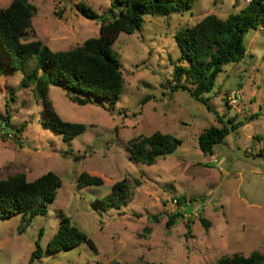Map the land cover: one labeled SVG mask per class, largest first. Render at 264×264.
<instances>
[{
	"label": "rangeland",
	"instance_id": "1",
	"mask_svg": "<svg viewBox=\"0 0 264 264\" xmlns=\"http://www.w3.org/2000/svg\"><path fill=\"white\" fill-rule=\"evenodd\" d=\"M11 1L0 0V8ZM29 1L38 12L23 42L39 40L52 51H67L98 37L102 19L112 21L122 11L115 0ZM79 2L93 8L99 18L80 15L75 9ZM248 3L195 0L183 14L146 16L140 31L120 33L112 48L122 64L125 86L114 111L105 108L107 101L105 107L98 100L78 105L70 101L69 90L50 86L48 97L61 118L86 125V131L71 141L44 125V100L35 85L23 86L24 72L2 74L0 180L23 173L34 181L52 171L62 187L47 214L36 216L25 231L21 215L0 220V264H215L223 256L264 253L262 29L246 34L245 58L225 66L207 94L228 126V119L244 121L213 155L201 151L199 135L222 124L187 92L170 89L181 56L177 32L210 14L227 18ZM33 67L29 62L28 70ZM233 92L242 94L237 105L228 103ZM148 96L151 100L143 103ZM157 131L175 136L182 145L151 166L132 160L130 140ZM83 172L102 178L103 185L78 189ZM122 180L130 186L129 203L103 210L97 200ZM182 197L183 205L175 202ZM176 213L182 216L168 228L169 217ZM63 216L93 240L97 251L84 243L69 251L46 252ZM201 217L208 221V229ZM38 241L43 257L30 263Z\"/></svg>",
	"mask_w": 264,
	"mask_h": 264
},
{
	"label": "trees",
	"instance_id": "2",
	"mask_svg": "<svg viewBox=\"0 0 264 264\" xmlns=\"http://www.w3.org/2000/svg\"><path fill=\"white\" fill-rule=\"evenodd\" d=\"M122 6L119 17L112 21L102 19L100 35L87 39L82 45L67 51H52L41 41L23 42L32 29V21L38 12L29 0H12L7 8H0V77L5 72L22 71L26 77L24 87L35 85L37 93L44 100V125L71 141L86 131L82 123L67 122L56 111L48 97L50 86L63 87L70 91L71 102L81 106L98 100L114 111L113 104L120 99L125 86L122 64L112 45L120 33L133 34L143 28L146 16H169L183 14L192 9L195 0H115ZM76 11L87 19L97 20L98 13L82 2L75 5ZM262 29L264 34V0H249L247 6L227 18L210 14L193 26L180 29L176 42L181 56L174 70V84L171 91H185L203 103L216 115L221 127L211 126L199 135V147L206 155H213L231 131L244 124L228 119L224 122L219 113L210 105L207 94L211 93L224 67L241 62L246 54L245 36L249 31ZM34 67L28 70L29 62ZM151 100L146 97L144 102ZM22 127L20 130H23ZM182 141L171 134L155 132L139 136L129 142L128 151L132 160L151 166L160 157L174 153ZM76 161L79 157H74ZM103 180L83 172L77 179V188L101 186ZM62 187L61 178L49 171L34 181H28L25 174H17L0 180V220L16 215L23 217L25 231L32 220L48 212L49 205ZM130 186L126 180L113 185L111 192L97 202L103 210L120 209L129 203ZM181 205L185 198H177ZM169 217L166 226L175 224L177 217ZM204 227L209 228L206 219L200 218ZM190 227L189 222L186 224ZM43 230L40 232V238ZM86 243L92 250L97 248L91 238L72 224L70 218L61 217L57 232L48 242L46 252L54 254L69 251ZM44 249L37 242L30 263L43 257ZM112 264H126L114 262ZM215 264H264V253L255 251L250 256L235 254L223 256Z\"/></svg>",
	"mask_w": 264,
	"mask_h": 264
},
{
	"label": "built area",
	"instance_id": "3",
	"mask_svg": "<svg viewBox=\"0 0 264 264\" xmlns=\"http://www.w3.org/2000/svg\"><path fill=\"white\" fill-rule=\"evenodd\" d=\"M240 101H242V94H240V92H233L231 94V96L229 97V105H237L238 103H240ZM177 200H175L176 202Z\"/></svg>",
	"mask_w": 264,
	"mask_h": 264
},
{
	"label": "crops",
	"instance_id": "4",
	"mask_svg": "<svg viewBox=\"0 0 264 264\" xmlns=\"http://www.w3.org/2000/svg\"><path fill=\"white\" fill-rule=\"evenodd\" d=\"M212 157H213V156H212ZM215 160H217V158H216Z\"/></svg>",
	"mask_w": 264,
	"mask_h": 264
}]
</instances>
